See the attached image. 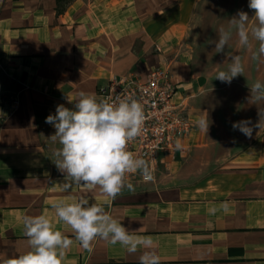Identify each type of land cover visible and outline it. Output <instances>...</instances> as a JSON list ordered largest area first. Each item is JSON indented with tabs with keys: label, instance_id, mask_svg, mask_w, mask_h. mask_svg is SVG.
Returning <instances> with one entry per match:
<instances>
[{
	"label": "crops",
	"instance_id": "crops-1",
	"mask_svg": "<svg viewBox=\"0 0 264 264\" xmlns=\"http://www.w3.org/2000/svg\"><path fill=\"white\" fill-rule=\"evenodd\" d=\"M197 2L177 0L152 11L146 0H0L1 87L20 99L0 122V258L28 249L24 215L45 214L73 241L63 264H139L143 251L154 252L160 264H264V120L256 126L264 100L250 93L255 82L264 84V56L255 72L254 39L245 47L238 38L228 55L241 56L243 75L230 84L217 74L195 75L191 66L204 62L200 53L195 59L204 42H190L200 28ZM164 65L188 97L193 131L183 141L186 150L160 154L155 180L132 182L115 200L98 187L63 191L65 176L50 159L60 145L47 139L55 129L46 117L58 104L72 108L69 100L81 91L95 96L113 77L144 79ZM202 93L220 99L195 107L192 100ZM206 116L207 132L197 127ZM242 120L251 121L250 137L232 128ZM81 196L138 230L135 235L151 236L152 248L129 254L98 238L84 249L52 208Z\"/></svg>",
	"mask_w": 264,
	"mask_h": 264
},
{
	"label": "clouds",
	"instance_id": "clouds-1",
	"mask_svg": "<svg viewBox=\"0 0 264 264\" xmlns=\"http://www.w3.org/2000/svg\"><path fill=\"white\" fill-rule=\"evenodd\" d=\"M248 8L253 11L256 23L249 30V15L243 10L229 20L239 37V43L247 47L249 37L258 41V50L253 59L264 56V0H248ZM232 30L219 29L218 39L210 43L215 45L216 53H224ZM230 63L227 71H219L215 79L230 84L232 79L243 75L244 64L239 55H228ZM251 99L264 100V84L257 81L250 87ZM72 108L58 104L55 114H49L45 123L54 127L55 132L47 139L60 146L54 149L51 161L65 176L61 184L63 191L81 185L89 189L99 188L103 194L115 200L122 189H132L125 182L126 174L138 172L146 180H152L149 161L137 158L128 150V145L142 131L145 121L144 106L132 97L121 99L97 98L81 91L75 101L69 100ZM260 122L264 120V110L259 109ZM251 121L233 122V130H239L245 136L252 135ZM197 127L207 132L208 116L197 121ZM177 148L181 146L176 142ZM57 223L70 227L76 240L84 249L90 250L96 239L110 240L112 244H121L129 254L140 249H151V236L135 235L138 230H130L109 215L103 206L90 202L81 196L75 202L58 201L52 205ZM224 212L229 210L227 202L221 204ZM217 209H210L214 215ZM24 235L28 249L23 253L0 258V264H63L67 250L73 241L54 226L53 220L45 215H24L22 217ZM139 264H160V258L154 252L143 251Z\"/></svg>",
	"mask_w": 264,
	"mask_h": 264
},
{
	"label": "built area",
	"instance_id": "built-area-1",
	"mask_svg": "<svg viewBox=\"0 0 264 264\" xmlns=\"http://www.w3.org/2000/svg\"><path fill=\"white\" fill-rule=\"evenodd\" d=\"M5 66L0 59V79L5 74ZM135 98L144 106L145 121L141 134L128 145L135 157L149 161L152 180H146L138 172L128 173L126 183L153 182L158 170L159 155L184 152L183 141L193 131V121L187 113V96L179 92V87L171 81L166 65L151 70L144 79L138 77L111 78L101 87L97 100ZM20 104L19 96L3 91L0 82V122L12 114ZM181 146L177 148L176 142Z\"/></svg>",
	"mask_w": 264,
	"mask_h": 264
},
{
	"label": "rangeland",
	"instance_id": "rangeland-1",
	"mask_svg": "<svg viewBox=\"0 0 264 264\" xmlns=\"http://www.w3.org/2000/svg\"><path fill=\"white\" fill-rule=\"evenodd\" d=\"M149 9L158 10L165 9L175 3L177 0H146ZM239 10H243L248 13L250 16L253 13L252 10L248 8V0H200L195 5V14H200V18L195 19V23L200 27L197 28L196 32L193 33V36L190 38V42L194 44L198 38L201 39L203 43L202 48L195 47V59H201L203 65H193V73L195 75H205L210 76V74H217L219 71H227L229 66V61L227 59V55L230 52L228 49L229 42L237 40L239 37L234 31L233 27L230 28L229 20L232 19ZM223 27L225 30H232V37L228 42L227 47L225 48L224 53H216L213 49L214 44L210 43L211 41H215L218 39L219 29ZM255 42V53L258 50V41ZM254 53V54H255ZM202 56V57H201ZM201 57V58H200ZM178 60V59H177ZM260 62V58L258 60L254 59V69L255 72L258 68V64ZM218 84V83H217ZM237 86V85H233ZM194 91H196L194 89ZM206 93H202L198 95L197 98L192 100L194 102L195 107L202 105L214 104L215 101H218L220 98L211 97L207 98ZM203 100V103H202ZM200 102V103H199ZM202 103V104H201Z\"/></svg>",
	"mask_w": 264,
	"mask_h": 264
}]
</instances>
